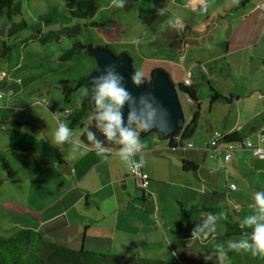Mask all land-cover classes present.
I'll return each mask as SVG.
<instances>
[{"label": "crops", "instance_id": "0c3cea01", "mask_svg": "<svg viewBox=\"0 0 264 264\" xmlns=\"http://www.w3.org/2000/svg\"><path fill=\"white\" fill-rule=\"evenodd\" d=\"M245 1L250 9L243 3L241 15H231L220 14L233 5L223 0L209 14L215 23L201 43L186 45L181 52L148 43L159 36L168 19L160 22L155 38H145L140 46L135 43L132 50L126 48L131 44L125 39L126 28L98 33L97 46L107 45L117 56L127 54L132 66L137 59L140 64L134 69H144L148 75L163 70L174 85L186 77L199 84L196 101L186 100L190 105L186 122L196 105L199 114L188 139L192 146L177 154L174 150L167 153L165 143L155 135L137 141L138 151L131 155L112 148L84 147L78 141L80 133L75 135L72 129L62 145L55 144L58 129L67 127L64 115L72 108L62 107L57 97L49 100L47 86L58 88L59 81L84 77L94 67L90 65L76 77L64 74V68L50 72L49 67L34 77L31 71L43 63L25 62L27 45L20 48L19 60L12 65L10 55L6 63L0 58V91L7 93L0 98V237L29 228L41 237L62 235L64 242H58L70 249L114 256H159L161 251L210 262L264 264V254L255 249L252 239L255 228L264 225V212L257 203V197L264 196V159L241 146L245 139L254 146L264 145L260 143L264 136V0ZM41 4L49 3L19 2L20 10L29 7L36 13ZM98 23L105 26L94 28L111 27L104 21ZM51 25L46 28L42 22L36 29L52 31ZM116 45L125 46L119 54ZM35 53L37 59L40 55ZM51 60L61 63L58 55ZM42 99L50 107L41 104ZM213 132L221 137L240 135L226 162L223 143H217L212 148L214 156L209 157ZM179 157L192 163L195 171H183ZM136 161L148 179L147 186L139 189L143 200L129 189L120 193L117 188L119 184L122 189L132 184L137 188L129 174ZM230 185L235 188L230 190ZM178 203L185 209L219 211L194 213L191 232L179 222ZM252 217L255 222L249 225ZM245 243L252 247H241Z\"/></svg>", "mask_w": 264, "mask_h": 264}, {"label": "trees", "instance_id": "16d2710c", "mask_svg": "<svg viewBox=\"0 0 264 264\" xmlns=\"http://www.w3.org/2000/svg\"><path fill=\"white\" fill-rule=\"evenodd\" d=\"M63 6L69 11L73 17H84V12L74 8L76 0H60ZM128 3L136 0H127ZM0 16L4 17L3 24L0 26V58L9 56L11 51L16 48H21L29 43L45 45L47 43H57L59 37L65 33L67 29H59L56 31H46L38 34H29L21 37L20 35L25 31L26 24L23 20L15 21L14 18L21 16L19 2L16 0H0ZM223 17H220V19ZM88 27H104V24L89 21L86 24ZM201 34L192 27L185 25L184 22L174 20L170 24H166L159 36L149 42L153 48L167 47L173 52H181L187 43L200 38ZM264 44V39H263ZM101 48H108L107 45L100 46ZM81 49L85 50L84 44L75 42L71 44L68 49L61 50L58 55L59 61H68L72 56L78 53ZM89 55H91L88 52ZM154 70L153 72H155ZM151 72L150 75L153 73ZM149 83V78L145 80ZM58 90L64 102H69L72 93L79 87H83L84 92L80 102L72 108L64 118L68 129L80 127L81 131L78 136V141L84 147H98V148H112L114 150H121L125 147L120 143V133L116 131L115 136L109 140L103 129L106 121L100 119V114L105 111L104 108H97L95 100L86 102L89 87L84 83V77H79L76 80H62L58 82ZM178 92L182 93L185 99L193 104L196 101L195 94L199 88V84L195 81L188 85L182 83L178 84ZM220 102H226L223 98H215ZM91 115L88 123L83 126V121ZM199 114L197 105L192 111L189 119L184 125L167 136L151 130L145 132L133 123L129 129L138 133V141L147 135H155L160 142L165 143V151L172 153L176 148H183V143L190 139L198 122ZM91 134L92 138H89ZM240 135L238 133L227 134L222 136L218 143H238L240 142ZM180 167L183 171H195V166L179 157ZM141 191V190H140ZM140 200L144 199V195L140 192ZM138 199V198H137ZM139 200V199H138ZM179 204V203H178ZM211 212L216 213L218 208L190 206L185 209L178 205L177 215L179 222L182 225L188 226L190 231L195 230L193 215L196 212ZM40 233L24 228L18 230L7 237H0V264H167V262L160 259H144L143 257H128V256H114L111 254L95 253L90 251L70 249L62 245L46 242L39 235Z\"/></svg>", "mask_w": 264, "mask_h": 264}, {"label": "rangeland", "instance_id": "374dc122", "mask_svg": "<svg viewBox=\"0 0 264 264\" xmlns=\"http://www.w3.org/2000/svg\"><path fill=\"white\" fill-rule=\"evenodd\" d=\"M16 2H33V3H49V4H41L38 7V13H36L35 9L29 11L28 8H24L21 10V15L23 16V21L27 25L25 31L20 35L21 37L27 36L29 34H38L36 28L43 22L48 26V23H51L53 29L52 31H56L59 29H67L65 33H63L57 43H47L45 45H39L35 43H29L25 49L26 63L32 62L35 60H40L42 62L41 68H33L32 76L35 73L45 72L50 69V72H60L61 68L63 69L64 74H68L70 77H76L78 72L86 70L90 65L95 68V63L91 55L84 49H81L78 53L74 54L72 58L68 61H61V63H56L51 60L55 55H59L61 50L68 49L71 44L75 42H80L86 46L87 44H91L93 46L98 45V33L106 32L109 30H116V27L122 26L126 28V38L130 40L131 44L127 45V49L132 50L135 47V43L139 42V46L143 44V40L145 38H155L156 28L160 25V22L168 19L169 22L166 24H170L174 20H178L183 22L189 21L188 23H193V26L197 25V28H194L201 34V38H197L189 43L188 46L194 45L195 43H201L203 37L205 38L206 31L212 28V24L215 23L214 18H212L209 14L214 13V9L217 6H220L223 0H136L135 2L128 3L127 0H124V7L117 6L120 0H76L74 8H77L84 12V17H73L69 11L62 5L63 3L60 0H16ZM233 2L232 6H226V12L221 10L220 14H231V15H241L242 4L244 3L245 8L250 9V4H248L245 0H243L240 4L236 3L238 1L231 0ZM54 4V5H52ZM60 4V5H57ZM238 4V5H237ZM28 6V5H27ZM185 6H191L190 9ZM33 11V12H32ZM222 17H224L222 15ZM21 18V17H20ZM19 17H16V21L22 20ZM174 18V19H173ZM15 20V18H14ZM4 17L0 16V26L3 24ZM89 21H104L109 26L106 30H101L100 28L88 27L86 24ZM198 24H200L198 26ZM100 27V26H99ZM201 27V28H200ZM165 28V27H164ZM164 30V29H163ZM161 30V31H163ZM212 30H210L211 32ZM119 34H122V31H117ZM205 34V35H204ZM145 36V37H144ZM142 38V39H141ZM210 37H207L209 40ZM215 39H218L217 37ZM206 40V41H207ZM149 43V42H148ZM102 46V45H101ZM125 46H115V52L119 54L120 49ZM21 49L16 48L10 53L11 57V65L13 62H18L19 55ZM36 52V53H35ZM39 53L40 56L38 58H34L33 55ZM115 55V54H114ZM35 56V55H34ZM7 57H4V61L6 63ZM42 58V59H41ZM47 59L49 61H47ZM137 59H134L133 66L134 68H138ZM140 64V63H139ZM132 66V67H133ZM133 68V69H134ZM136 70V69H135ZM91 71V70H90ZM144 69H142V72ZM145 75V80L148 79L149 75L143 72ZM39 75V74H38ZM50 75V74H49ZM87 74H85L86 76ZM84 76V77H85ZM35 77V76H34ZM51 77V75H50ZM47 95L49 100H53L56 98L59 100V104L64 108H74L79 102V96L81 92H84L83 87L77 88L71 95L69 102H63L62 97H60V93L58 88L55 86L50 87L47 86ZM3 92V91H2ZM178 97L181 103V110L185 118L188 117V108L189 103L186 102L185 97L182 93L178 92ZM47 98V96H46ZM107 103V101L105 102ZM58 104V102H57ZM97 108L102 109L97 105ZM91 115H89L82 123L85 126L90 120ZM81 131L80 127H74L72 132L75 135H78ZM182 151V148H176L174 150L175 154L177 152ZM164 187H167L165 185ZM120 193H125L128 189L131 191V194H138V199L140 200V190L136 188L133 184L127 189H122L121 184L117 186ZM189 230V228H187ZM1 234V233H0ZM45 234V233H44ZM40 235V234H39ZM8 235H4L2 237H6ZM41 236V235H40ZM45 236V235H44ZM41 237L43 240L52 239V243H56L59 245L60 242L63 241L62 235L51 236V238ZM95 238V237H94ZM80 240V238H78ZM96 239V238H95ZM88 238H86V242ZM47 242V241H46ZM80 248H78L79 250ZM159 256H144V259H160L162 261L167 262V264H233L227 261L220 262H210L209 259H201V257L197 258L190 255H179L176 253H163Z\"/></svg>", "mask_w": 264, "mask_h": 264}, {"label": "water", "instance_id": "95a60500", "mask_svg": "<svg viewBox=\"0 0 264 264\" xmlns=\"http://www.w3.org/2000/svg\"><path fill=\"white\" fill-rule=\"evenodd\" d=\"M85 50L91 54L95 63V68L84 77V83L89 87L86 102L95 100V88L98 86L95 81H100V78L111 72L122 77L121 86L131 94L138 116H143L147 120L148 112L155 110V115L150 121L152 127L149 131L154 130L167 136L184 125L186 120L180 106L178 86L171 83L163 70H156L149 75V83L145 82L135 86L132 76L136 70L133 69L127 54L117 56L108 48L91 44H87ZM142 96L145 98L143 104L141 103ZM146 105L151 107H146ZM130 110L129 102H126L121 109L123 114L121 126L124 128H129L133 124L128 121Z\"/></svg>", "mask_w": 264, "mask_h": 264}, {"label": "clouds", "instance_id": "9594fccd", "mask_svg": "<svg viewBox=\"0 0 264 264\" xmlns=\"http://www.w3.org/2000/svg\"><path fill=\"white\" fill-rule=\"evenodd\" d=\"M119 7H124V0H120ZM145 75L142 71L136 70L134 75L132 76V82L135 86H139L141 83H145ZM122 77L115 75L113 73H109L107 76L100 78V81H95L98 85L95 88L96 96L95 102L99 107L105 109L100 114V119L106 121L103 126V131L106 137L111 140L116 131L120 133V143L125 145L123 151L131 153L135 147H137L138 141V133L132 129L122 127L123 123V114L121 109L125 105L126 102H129L130 112L128 116L129 123L137 124L141 130L145 132H149L152 125L150 123L152 117L155 115V110L149 111L147 114V120L143 116H138L135 107L133 106L134 102L132 101L131 94L121 86ZM107 101V103H105ZM141 103H145V98L141 97ZM146 107H151L150 105H146ZM69 136V129L66 126H62L58 129L55 135L54 143L57 145H62L63 142ZM89 138L92 136L89 134ZM257 203L260 206V210L264 212V196L257 197ZM255 222V217L250 218L247 223L251 225ZM254 241L255 249L264 254V225H258L252 237ZM232 247H236L233 245ZM241 247L247 249L252 247L247 243L241 245ZM253 255H256V252H253Z\"/></svg>", "mask_w": 264, "mask_h": 264}, {"label": "built area", "instance_id": "2783aa9c", "mask_svg": "<svg viewBox=\"0 0 264 264\" xmlns=\"http://www.w3.org/2000/svg\"><path fill=\"white\" fill-rule=\"evenodd\" d=\"M189 83H190V80L188 77H186L183 80L182 84L188 85ZM6 95H7L6 92L0 91V98L5 97ZM40 103L44 105H48L50 107V105L46 103L44 99H42ZM220 138L221 136L219 133L213 132L212 139H210L208 143V148L209 150H211V154L209 157L214 156L212 148L215 150V147ZM263 142H264V136H262L260 139V143H263ZM224 145H225V149L223 150L222 160L226 162L231 156L229 151H232L236 148V143L229 142V143H225ZM191 146H192V143L190 140H186L183 143V148H190ZM241 146L249 150L253 156L262 157L264 159V145L261 144V145L254 146L250 142H248L247 139H245L241 141ZM124 148H122L121 150H123ZM137 151L138 149L134 148L131 153H128L126 151H124V153H126V155H131V154L136 153ZM129 174L135 179L138 189H142L147 186L148 179H147L146 174L143 172V165L139 161H136L130 165ZM234 188L235 187L233 185L229 186L230 190H233Z\"/></svg>", "mask_w": 264, "mask_h": 264}]
</instances>
